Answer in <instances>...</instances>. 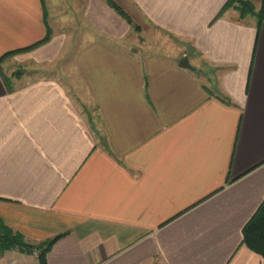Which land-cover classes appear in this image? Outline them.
Returning a JSON list of instances; mask_svg holds the SVG:
<instances>
[{
    "label": "crops",
    "instance_id": "0c3cea01",
    "mask_svg": "<svg viewBox=\"0 0 264 264\" xmlns=\"http://www.w3.org/2000/svg\"><path fill=\"white\" fill-rule=\"evenodd\" d=\"M114 1L131 21L108 0H0V219L60 235L44 263L0 264H264L244 239L264 201V17ZM135 25L183 49L141 53ZM64 50L79 83L50 72Z\"/></svg>",
    "mask_w": 264,
    "mask_h": 264
},
{
    "label": "trees",
    "instance_id": "16d2710c",
    "mask_svg": "<svg viewBox=\"0 0 264 264\" xmlns=\"http://www.w3.org/2000/svg\"><path fill=\"white\" fill-rule=\"evenodd\" d=\"M114 7H116L119 12H121L124 16H126L130 21L132 20L129 14L114 0H108ZM234 6L237 8L241 16H246L251 13H258L261 17H264V0H262V8L260 11H256L255 5L251 0H229L223 10ZM137 25H135L136 27ZM50 38V33H47V36L37 43L22 48L8 52L5 56L16 54L19 52L30 50L44 42H46ZM60 235H57L55 238L41 242V243H32L29 242L26 237L20 232L6 224L4 221L0 219V255H2L5 251L18 248L21 250L34 251L35 249L40 251L41 262L44 263L46 259V253L55 242V240ZM244 239L246 244L260 253L264 258V201L262 202L259 209L253 215V217L248 221V223L244 227Z\"/></svg>",
    "mask_w": 264,
    "mask_h": 264
},
{
    "label": "rangeland",
    "instance_id": "374dc122",
    "mask_svg": "<svg viewBox=\"0 0 264 264\" xmlns=\"http://www.w3.org/2000/svg\"><path fill=\"white\" fill-rule=\"evenodd\" d=\"M135 31L138 35L137 45L138 47H140L141 53L143 52L151 54L152 52H162L163 54L170 55L172 52H178L180 49H183V43H181V41H178L174 36L156 29L155 27H147L146 30V28L138 25L137 27H135ZM71 52H67V50H64V52L61 54V59L55 64L60 69L55 68L50 70V72L55 75L59 73V70H62L64 75V71L67 70L69 72V77H64V79L66 80L68 85H71V82H80L79 77H76V73H73L74 62L73 59H71ZM191 61H193L192 64L194 65V59H192ZM196 64H200V62ZM24 66L25 65L23 63H15V65H11V69L19 68V70H21ZM197 66L201 68V65ZM37 74L44 75L46 74V71L38 70Z\"/></svg>",
    "mask_w": 264,
    "mask_h": 264
},
{
    "label": "water",
    "instance_id": "95a60500",
    "mask_svg": "<svg viewBox=\"0 0 264 264\" xmlns=\"http://www.w3.org/2000/svg\"><path fill=\"white\" fill-rule=\"evenodd\" d=\"M179 65L182 67L194 69V65L190 62V59L187 55H184L179 60Z\"/></svg>",
    "mask_w": 264,
    "mask_h": 264
},
{
    "label": "built area",
    "instance_id": "2783aa9c",
    "mask_svg": "<svg viewBox=\"0 0 264 264\" xmlns=\"http://www.w3.org/2000/svg\"><path fill=\"white\" fill-rule=\"evenodd\" d=\"M33 253L35 254V255H39V251L38 250H34L33 251ZM5 264H26V263H24V262H20V261H17V260H9V261H7Z\"/></svg>",
    "mask_w": 264,
    "mask_h": 264
}]
</instances>
